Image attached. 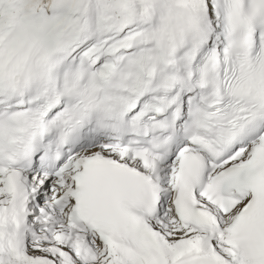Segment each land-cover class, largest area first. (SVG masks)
Here are the masks:
<instances>
[{"label":"snow or ice","instance_id":"snow-or-ice-1","mask_svg":"<svg viewBox=\"0 0 264 264\" xmlns=\"http://www.w3.org/2000/svg\"><path fill=\"white\" fill-rule=\"evenodd\" d=\"M0 264H264V0H0Z\"/></svg>","mask_w":264,"mask_h":264}]
</instances>
